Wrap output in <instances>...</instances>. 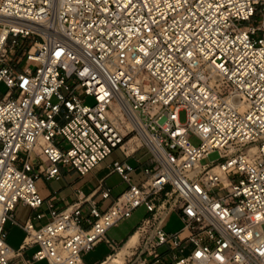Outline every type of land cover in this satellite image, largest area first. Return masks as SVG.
<instances>
[{
    "label": "built area",
    "instance_id": "2783aa9c",
    "mask_svg": "<svg viewBox=\"0 0 264 264\" xmlns=\"http://www.w3.org/2000/svg\"><path fill=\"white\" fill-rule=\"evenodd\" d=\"M117 148L119 195L105 179L63 207L40 195V177L86 175ZM18 204L32 212L14 250ZM140 207L123 264H264V0H0V264H84L105 241L104 264L131 236L108 230Z\"/></svg>",
    "mask_w": 264,
    "mask_h": 264
},
{
    "label": "rangeland",
    "instance_id": "374dc122",
    "mask_svg": "<svg viewBox=\"0 0 264 264\" xmlns=\"http://www.w3.org/2000/svg\"><path fill=\"white\" fill-rule=\"evenodd\" d=\"M261 17H258L257 21L247 22L244 25H260ZM33 65V64H32ZM4 91L6 88L3 86L1 87ZM89 104L93 103L92 99H88L87 101ZM180 119L182 122L187 120L186 112H181ZM190 141L195 144L199 145L201 140L199 137L192 133L190 135ZM67 145V144H66ZM33 157H36L34 154ZM150 158V154L147 148H141L134 156L128 159L129 163L138 167V171L132 175V182L135 184H139L141 181L145 179V174L143 172V165H145ZM220 159V152L215 150L211 152L206 158L202 160L203 164L211 163ZM126 157L124 156L123 152L120 149H114L112 153L101 162V164L96 167L93 171L89 172L85 176L81 177L78 173L67 172L68 168L65 169V174L63 175L61 180H53L47 181L45 178L40 177L37 182L36 186L40 193V195L45 199L49 197L55 190H60L69 186L70 183L79 182V184H89L90 187H95L99 184V180L101 178H106L105 185L112 189V193L114 196L119 195L123 192L127 187L128 183L123 181L122 177L117 173H112V165L115 161H124ZM100 200L101 196L99 197ZM111 200L105 201V206L110 203ZM30 213L29 208H25L22 204H18L15 210V217H16V224L12 225L10 223L7 224L8 229V242L14 249H17L19 245L22 243L25 232L22 229L23 222L26 220L27 216ZM147 216V212L144 207L138 208L134 214L127 219L120 221L116 226L111 227L106 236L109 239L116 241L119 244L124 243L130 234L139 226L142 222V219ZM38 225L40 223H37ZM182 222L179 219L177 213H173L169 218L166 229L167 231H176L182 227ZM264 230V224H263ZM36 247H31L25 251V253L29 256L37 250ZM166 248H160V251L163 252ZM127 250L124 255L128 252ZM112 252L111 248L105 241H98L95 244V247L83 254L82 260L84 264H97L98 262L102 261L108 254ZM124 255L121 257H117L118 262L112 264H123L124 262ZM37 264H46V262H41ZM110 264V263H107Z\"/></svg>",
    "mask_w": 264,
    "mask_h": 264
},
{
    "label": "crops",
    "instance_id": "0c3cea01",
    "mask_svg": "<svg viewBox=\"0 0 264 264\" xmlns=\"http://www.w3.org/2000/svg\"><path fill=\"white\" fill-rule=\"evenodd\" d=\"M65 169L66 168H64L63 169V175L65 174ZM68 171L67 172H73V173H77V172H75V171H72L71 169H67ZM79 174V173H78ZM80 175V174H79ZM81 177H83V176H85V175H80ZM63 177V176H62ZM62 179V178H61ZM102 179H105V181H106V178H101L100 180H99V184L98 185H96L95 187H90V185L89 184H79V182H75V183H70L69 184V186H66L65 188H63V189H60V190H55L49 197H47V198H45V199H49V198H55L56 199V202H57V204H58V206L59 207H63L64 205H65V203L66 202H72V201H75L77 198H78V192L79 191H81L82 192V194H84V195H86V196H88V195H91L92 193H94V191L99 187V185H100V181L102 180ZM100 195H97L96 196V199L102 204V207H105V201H102V200H100ZM24 206V205H23ZM25 208H29V207H27V206H24ZM30 209V208H29ZM31 209H30V213H29V215L27 216V218H26V220L28 219V217L30 216V214H31ZM26 220L23 222V223H25L26 222ZM36 223H41V222H36ZM24 231V230H23ZM8 238H9V235H8ZM9 243V242H8ZM21 245V244H20ZM20 245H19V247H20ZM11 246V245H10ZM18 247V248H19ZM17 248V249H18ZM12 249H14L13 247H12ZM17 249H14V250H17ZM24 257H30L29 255H27L25 252H24ZM107 257V256H106ZM105 257V258H106ZM104 258V259H105ZM103 259V260H104ZM16 259H14V261H15ZM102 260V261H103ZM102 261H100V262H98L97 264H100ZM41 262H46V264H48L47 263V261H38V262H35V264H37V263H41ZM84 263V262H83Z\"/></svg>",
    "mask_w": 264,
    "mask_h": 264
},
{
    "label": "bare ground",
    "instance_id": "6f19581e",
    "mask_svg": "<svg viewBox=\"0 0 264 264\" xmlns=\"http://www.w3.org/2000/svg\"><path fill=\"white\" fill-rule=\"evenodd\" d=\"M138 239H139V234L138 233L132 234L130 236L129 240L119 249L117 254L111 255L110 258L104 264H107V263L112 264V263H116V262L120 261V260L117 259V257H121L122 255H124V253L127 250H129L130 247H133L138 242ZM129 252L130 251H128L127 253H129ZM126 254L124 255V262H125Z\"/></svg>",
    "mask_w": 264,
    "mask_h": 264
},
{
    "label": "trees",
    "instance_id": "16d2710c",
    "mask_svg": "<svg viewBox=\"0 0 264 264\" xmlns=\"http://www.w3.org/2000/svg\"><path fill=\"white\" fill-rule=\"evenodd\" d=\"M135 230H136V229H135ZM135 230H134V231H135ZM134 231H133L130 235H132V234L134 233Z\"/></svg>",
    "mask_w": 264,
    "mask_h": 264
}]
</instances>
